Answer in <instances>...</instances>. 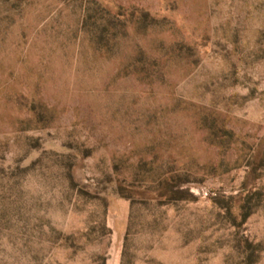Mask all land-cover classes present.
<instances>
[{
	"label": "rangeland",
	"instance_id": "374dc122",
	"mask_svg": "<svg viewBox=\"0 0 264 264\" xmlns=\"http://www.w3.org/2000/svg\"><path fill=\"white\" fill-rule=\"evenodd\" d=\"M0 264H264V0H0Z\"/></svg>",
	"mask_w": 264,
	"mask_h": 264
}]
</instances>
